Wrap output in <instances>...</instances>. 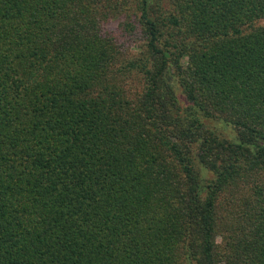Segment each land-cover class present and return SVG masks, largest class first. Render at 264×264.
<instances>
[{
  "label": "trees",
  "instance_id": "obj_1",
  "mask_svg": "<svg viewBox=\"0 0 264 264\" xmlns=\"http://www.w3.org/2000/svg\"><path fill=\"white\" fill-rule=\"evenodd\" d=\"M259 19L0 0V264H264Z\"/></svg>",
  "mask_w": 264,
  "mask_h": 264
},
{
  "label": "rangeland",
  "instance_id": "obj_2",
  "mask_svg": "<svg viewBox=\"0 0 264 264\" xmlns=\"http://www.w3.org/2000/svg\"><path fill=\"white\" fill-rule=\"evenodd\" d=\"M256 26H258V25H264V19H259L258 21H255V23H254ZM220 126V125H219ZM225 133L228 135H233V131H226L225 130Z\"/></svg>",
  "mask_w": 264,
  "mask_h": 264
}]
</instances>
